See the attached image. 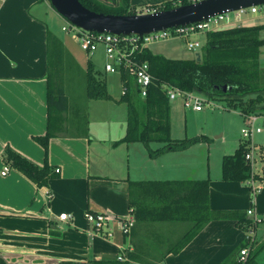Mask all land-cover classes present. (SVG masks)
I'll use <instances>...</instances> for the list:
<instances>
[{
    "label": "crops",
    "instance_id": "1",
    "mask_svg": "<svg viewBox=\"0 0 264 264\" xmlns=\"http://www.w3.org/2000/svg\"><path fill=\"white\" fill-rule=\"evenodd\" d=\"M98 1L108 7L121 4V0ZM167 1L130 0V4ZM259 17L264 19V15ZM61 24L49 0H0V255L21 264H86L119 256L127 259L126 254L137 249L145 264H235L246 234L234 218L212 220L181 251L160 260L162 252L180 244L191 223L141 222L131 236L122 229V222L133 217L132 184L208 181L211 212L247 215L254 211L247 217L260 223L249 259L257 253L250 264H264V115H257L248 141L254 153L252 169L260 178L255 180L261 185L256 194L250 181H225L222 177L224 157L233 155L246 142L239 134L245 128V115L240 110L231 112L223 106L219 110L234 115L231 121V117L225 118L223 129L188 135V139L199 140L185 150L153 156L141 142H124L129 110L121 102L122 76L114 80L121 93H110V74L95 71L93 63L102 48L92 56L86 54L75 34L64 32V25L61 32L58 30ZM51 37L67 52V82L63 86L68 99L66 115L48 109ZM89 66L105 80L110 99L88 98L87 84L79 95L71 91L75 76L82 75L86 81ZM140 96L136 99L142 110L144 98ZM181 104L170 105L171 137L172 116ZM205 109L188 111L202 114ZM219 132L222 135L218 136ZM48 133L46 155L36 139ZM163 146L153 143L151 149ZM8 148L40 167L47 165L46 184L38 186L8 165L4 159ZM7 166L8 173L2 175ZM86 212L103 213L112 219L105 231L98 233L86 220ZM63 214L69 220H61Z\"/></svg>",
    "mask_w": 264,
    "mask_h": 264
},
{
    "label": "trees",
    "instance_id": "2",
    "mask_svg": "<svg viewBox=\"0 0 264 264\" xmlns=\"http://www.w3.org/2000/svg\"><path fill=\"white\" fill-rule=\"evenodd\" d=\"M91 11L105 14L130 15L138 14L136 7L131 6L130 0H121L118 7H108L98 0H79ZM190 0H171L157 7L158 11L174 9L175 6L191 4ZM152 9H156L153 6ZM264 26L233 27L207 33V42L201 60H172L164 56L154 55L145 49L140 55V61H147L153 76L152 85L147 97L140 100L142 110L138 107L137 96H140L134 79L127 72L122 73L124 88L127 93L121 102L128 106V128L124 142H141L153 156L165 151L185 150L199 139L176 140L171 137L170 100L164 87H174L187 92L206 94L211 99H223L239 104L241 114L264 115V70L260 57L264 41L260 38ZM50 80L48 89V109L52 112H65L68 99L63 88L62 76L67 70V52L63 44L56 38H50ZM53 70L57 73L56 87L53 86ZM87 96L90 99H110L106 82L89 66L86 74ZM231 88L227 92L223 88ZM220 88L221 90H217ZM138 93V94H137ZM258 94L257 97L254 96ZM137 95V96H136ZM136 96V97H135ZM141 97V96H140ZM236 108H238L236 106ZM50 134L36 140L44 147L46 155L49 150ZM159 143L164 146L152 150L151 144ZM250 142H244L233 155L225 156L222 166V177L225 181L249 182L256 180L259 175L254 173L251 163L246 160L250 152ZM6 163L22 172L38 186H44L49 177L48 166L40 167L14 150L5 151ZM262 179V178H261ZM209 183L181 182H150L131 185L130 206L133 209L135 224L128 236L135 232V225L141 222H188L191 229L180 242L169 250L161 253L163 259L170 253H178L182 248L212 220L234 218L244 231L252 226V220L246 214H219L209 208ZM136 245V243H134ZM247 246V243L238 250ZM137 247V245H136ZM138 250L126 254L125 261L117 258L90 262L86 264H145L142 263ZM257 253L248 260L254 261ZM0 264H18L0 257ZM57 264H82L75 262H59ZM150 264V263H148ZM153 264V263H152ZM235 264H239L238 262Z\"/></svg>",
    "mask_w": 264,
    "mask_h": 264
},
{
    "label": "built area",
    "instance_id": "3",
    "mask_svg": "<svg viewBox=\"0 0 264 264\" xmlns=\"http://www.w3.org/2000/svg\"><path fill=\"white\" fill-rule=\"evenodd\" d=\"M147 13H151V11L148 10ZM232 13L235 14L234 18L231 17ZM232 13L228 12L216 15L199 23L179 26L162 31H155L143 36L88 32L70 24L69 22H67L65 27H63V31L75 34L78 37L82 50L90 56L94 55L102 48L106 56L105 72L120 76H122L123 72H127L133 77L141 97L145 99L153 80L149 63L147 61H140L138 58L145 49H148V47L152 44H158L171 39H187L197 34L211 33L222 27H237L234 23L241 21L243 15L245 14L264 15V5L254 6ZM188 48L189 50L201 48V43L198 41L189 42ZM164 90L170 101L181 98L186 110L201 112L205 106L212 109L223 108L221 103L204 97L198 92H187L174 87H164ZM126 93L127 90L124 88L122 94L125 96ZM257 117V115L244 116L245 128L241 131L242 139L244 141L250 140L252 136L251 128ZM246 160L251 163L252 167L254 166V153L251 146L250 152L246 156ZM8 171L9 167L7 166L4 168L2 175H6ZM249 184L251 185L254 194L260 190L261 185L257 184L255 180L251 179ZM253 215L254 211L252 209L247 212L248 217H252ZM85 217L92 228L98 233L104 232L105 228L108 226L109 220L112 219L106 214L93 212H86ZM60 219L66 221L69 220V217L66 214H63ZM259 223V220L252 219V226L246 227L245 242L247 243V246L240 251L238 259L239 264H247L249 260L250 253L257 242L256 228ZM134 224L135 220L133 217L122 222L124 234H130ZM118 260L125 261L126 259L124 256H119Z\"/></svg>",
    "mask_w": 264,
    "mask_h": 264
},
{
    "label": "rangeland",
    "instance_id": "4",
    "mask_svg": "<svg viewBox=\"0 0 264 264\" xmlns=\"http://www.w3.org/2000/svg\"><path fill=\"white\" fill-rule=\"evenodd\" d=\"M190 1L193 3V2L200 1V0H190ZM164 3H160L156 5H137L134 7L138 9L139 14L147 13L148 10H150L152 13V12H157L158 11L157 7L162 6ZM175 5L176 4H174V7H177ZM153 6H155L156 9H152ZM57 15L62 20V24L58 26V30L61 32L62 26L63 25L66 26L67 21L64 18H62L58 13ZM234 15L235 14L232 13L231 17L234 18ZM259 16H260L259 14H256V15L249 14V13L245 14L243 15L241 21L235 22V26L238 25V27L239 26L240 27H252V26L264 25V19L260 18ZM228 28H233V27H222L219 30L228 29ZM215 31H218V30H215ZM260 38L264 41V30L261 32ZM196 41H200L201 48H198L195 50H189L187 43L196 42ZM206 42H207V34L201 33V34H197L195 36L189 37L188 39L179 38V39H173L172 41L169 40V41H164L158 44H152L149 46V49L154 55H164L165 57H168L169 59H172V60H189V59H197V54L200 55V58L201 56H203L204 47L206 46ZM260 62H261L262 69L264 70V45L261 48ZM93 63H94L95 71L97 72L105 71V57H104V53L102 49L94 57ZM56 75L57 73L54 72L53 70V78L54 76L56 77ZM65 76H66V72L62 76V79H64L63 84H62L63 86H64V83L67 82V78L65 80ZM81 76H75L71 84L70 89L72 92H75L74 94L76 95L83 93L86 88V81L83 78V76L82 77ZM114 80L119 81V75L110 74L108 77V89L110 93L117 95L121 93V90L119 86L114 83ZM57 84H60V82L58 83L55 79V81H53V86L56 87ZM262 87H264V82L262 84ZM199 94L202 96H206V94H202V93H199ZM261 95L264 98V91L261 93ZM257 96L258 94H256L254 98ZM215 101H218L219 103H224V105L222 106H224L227 110L228 109L231 110V112L234 110L235 111L240 110L238 103L230 102V101L218 99V98L215 99ZM179 103H182L181 106L177 107V111H175V113H173V116H172V129H173L172 139L176 138L177 140H185V139H188V135L192 137L195 135H198L200 133L199 131H203L204 133L205 131L206 133L212 132L214 130L218 131L224 128L225 120H226L225 118L231 117L230 119L231 121L234 116V115H229L228 111L219 110V109L210 110V107L208 106H205L206 111H204V113L196 114V113H192L191 111H188L185 109L183 100L181 98L180 99L177 98L174 101H170V105L179 104ZM236 106L238 108H236ZM261 106H264V103H262ZM67 113L68 112H65V115ZM223 114H225L224 117H223ZM228 127H229V124H228ZM239 134H240V137H242L241 131L239 132ZM220 135H222V132H219L218 136ZM215 137L216 136H214V140H215ZM216 142H219V140H216ZM258 162H259L258 163V167H259V165H261L260 159H258ZM171 241L173 242L174 240H171Z\"/></svg>",
    "mask_w": 264,
    "mask_h": 264
},
{
    "label": "water",
    "instance_id": "5",
    "mask_svg": "<svg viewBox=\"0 0 264 264\" xmlns=\"http://www.w3.org/2000/svg\"><path fill=\"white\" fill-rule=\"evenodd\" d=\"M49 2L62 18L84 31L138 36L199 23L216 15L264 5V0H200L170 10L115 15L91 11L79 0H49ZM197 59L201 60L199 54ZM217 90L221 89L217 88ZM228 90L231 88H223L224 92ZM0 257L8 261L4 255Z\"/></svg>",
    "mask_w": 264,
    "mask_h": 264
}]
</instances>
